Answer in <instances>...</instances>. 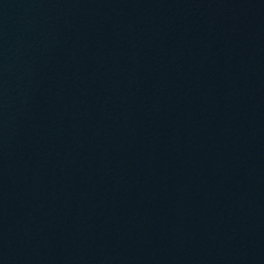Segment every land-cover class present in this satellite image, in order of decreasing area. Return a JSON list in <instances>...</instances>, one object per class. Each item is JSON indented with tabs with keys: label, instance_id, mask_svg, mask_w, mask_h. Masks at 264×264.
I'll list each match as a JSON object with an SVG mask.
<instances>
[{
	"label": "water",
	"instance_id": "1",
	"mask_svg": "<svg viewBox=\"0 0 264 264\" xmlns=\"http://www.w3.org/2000/svg\"><path fill=\"white\" fill-rule=\"evenodd\" d=\"M0 264H264V0H0Z\"/></svg>",
	"mask_w": 264,
	"mask_h": 264
}]
</instances>
